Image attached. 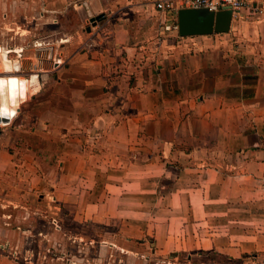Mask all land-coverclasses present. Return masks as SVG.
Masks as SVG:
<instances>
[{
    "label": "crops",
    "instance_id": "crops-1",
    "mask_svg": "<svg viewBox=\"0 0 264 264\" xmlns=\"http://www.w3.org/2000/svg\"><path fill=\"white\" fill-rule=\"evenodd\" d=\"M62 2L76 15L77 51L64 40L56 59L35 41L24 60L3 70L0 62V77L26 85L9 104L14 116L0 114L9 119L0 124V186L16 167L22 196L27 188L60 207L77 233L78 263L87 229L115 236L96 242L93 264L115 258L114 248L128 261L264 256V14L231 21L224 34L180 37L164 30L179 9L158 12L153 0ZM5 209L0 247L16 248L25 238L16 230L6 238ZM45 209L34 254L7 264H64L40 251L70 240Z\"/></svg>",
    "mask_w": 264,
    "mask_h": 264
},
{
    "label": "rangeland",
    "instance_id": "rangeland-1",
    "mask_svg": "<svg viewBox=\"0 0 264 264\" xmlns=\"http://www.w3.org/2000/svg\"><path fill=\"white\" fill-rule=\"evenodd\" d=\"M72 8V5L64 6L62 0H0V47L2 49H8V51L9 49L13 50L20 46H22L24 49V52L20 53V57H17L15 53H10L7 57V53H9L7 51L5 54L6 60H10L11 62L15 60H24V57L29 55L28 52L31 50L32 46H34L35 41H38L43 46L54 47V51L52 52L55 54L56 59L62 58V42L65 40L67 43L69 39L70 43H72L76 42L77 40L76 36H72L75 32V28H77L76 15L68 13L66 10L69 9L72 11ZM63 13H65V15H63ZM68 32L70 33V38L65 37ZM63 34L66 35L64 36ZM71 46L72 54L73 52L77 51V49L73 43ZM29 61L30 59L26 60V62ZM1 69L3 70L2 65ZM28 107V105H25V110ZM29 139L30 137L28 140ZM26 149V153L29 154L28 151L30 148ZM21 153L19 154L21 155ZM35 153H39V155H45V147H43L40 152H38V149L34 148L30 156L28 155L29 159L33 157ZM19 154L15 160L19 158ZM45 167L46 165L41 167L43 172L45 171ZM17 169L18 168L13 167V170L4 172L2 174L5 176L6 181L5 183H2V186H0V210L1 208H6V228L8 229L6 238L16 230L17 234L19 233L25 239H21V243L16 246V248L8 244L1 246L0 252L5 257L4 259L0 260V264H7L9 262L14 263V261L16 262V258L21 257L18 252L27 255L34 254L33 252L35 251V246L30 241V237L33 236L36 230L34 227L38 224V218L47 215V213H43L46 210L45 208H49L50 213H55L53 216L58 219L61 226H64L61 230V232H64V235H62L63 238H69L70 240L69 243L64 242V244L57 242L55 243L54 247L50 248L42 246L40 251H42L43 255L53 256V258L56 257V260L58 258V260L64 264H93V261L88 259V254H93L95 249L100 246V243L96 242L114 241L115 236H113V233L107 230H102L98 231V237L94 235L95 238H93L94 232L91 231V229H87L84 234V237L87 239V241H85L86 245H80V250L81 248L82 252L85 250L84 252H86V256L85 258H79L81 261L78 263L76 259L78 248L77 243H72V235H77V233H72V230L75 231V229L71 224V219L67 217L61 208L56 206V204L54 206L46 205L48 199L47 201H44V196L39 199L36 194L33 192L30 193L25 187H23L25 188V192H23L24 195L22 196L20 190L17 189L15 184L19 182L16 179L17 173L14 175V170ZM41 194L45 195V192L41 191ZM49 202H51L50 199ZM34 208L43 209L42 212L39 213L35 212ZM122 246L124 247L126 245H121V247ZM113 250L115 253H117V256H115V258L108 257L109 259L111 258L109 262L106 260L99 262V264H264V256H258L254 260L244 257L237 260H231L211 254H208L207 256L205 255L203 258H200L197 261L190 260L185 255H175L173 258L166 257L162 260H156L155 258L151 257V260L149 261L144 256H138L137 258L133 256V254H130L128 255V261L126 257L121 255V253L118 254L119 250L117 248H114ZM147 252L150 251L148 250ZM7 258H9V261ZM139 258L141 259L142 263L139 261ZM111 260L115 261L111 263ZM23 262L27 264H42L45 262V258L41 260L39 259V261L30 259ZM53 264H56V261Z\"/></svg>",
    "mask_w": 264,
    "mask_h": 264
},
{
    "label": "built area",
    "instance_id": "built-area-1",
    "mask_svg": "<svg viewBox=\"0 0 264 264\" xmlns=\"http://www.w3.org/2000/svg\"><path fill=\"white\" fill-rule=\"evenodd\" d=\"M153 5L155 10L162 13L175 12L181 8L200 9L213 13L228 10L231 21H258L264 14V8L261 4L246 0H153ZM164 30L177 33L176 21L165 25ZM51 223L54 229L59 230V225L55 219H52Z\"/></svg>",
    "mask_w": 264,
    "mask_h": 264
},
{
    "label": "water",
    "instance_id": "water-1",
    "mask_svg": "<svg viewBox=\"0 0 264 264\" xmlns=\"http://www.w3.org/2000/svg\"><path fill=\"white\" fill-rule=\"evenodd\" d=\"M176 19L177 33L180 37L224 34L229 32L231 23L228 10L213 13L200 9L181 8L176 12ZM87 31L89 32V28ZM8 122L7 117L0 116V124Z\"/></svg>",
    "mask_w": 264,
    "mask_h": 264
},
{
    "label": "bare ground",
    "instance_id": "bare-ground-1",
    "mask_svg": "<svg viewBox=\"0 0 264 264\" xmlns=\"http://www.w3.org/2000/svg\"><path fill=\"white\" fill-rule=\"evenodd\" d=\"M6 52L0 53V61L4 68H8L9 61L5 57ZM11 64V63H10ZM21 82V83H20ZM24 81H19L15 78H3L0 77V96L2 100V111L0 114H4L3 110L7 111L10 115L14 116L16 113V107H10L9 104L14 103L17 96H24V90L26 85ZM29 84V83H28ZM28 86V85H27ZM30 86V85H29ZM21 89V90H20ZM20 102V101H19ZM19 105V104H18Z\"/></svg>",
    "mask_w": 264,
    "mask_h": 264
}]
</instances>
